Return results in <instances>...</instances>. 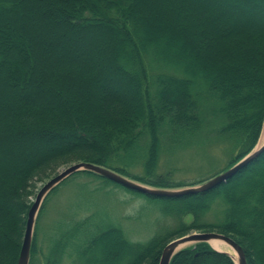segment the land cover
Segmentation results:
<instances>
[{
	"label": "trees",
	"instance_id": "1",
	"mask_svg": "<svg viewBox=\"0 0 264 264\" xmlns=\"http://www.w3.org/2000/svg\"><path fill=\"white\" fill-rule=\"evenodd\" d=\"M263 125L264 0H0V264H18L37 183L67 163L154 188L191 187L248 155ZM203 139L237 150L225 171L194 183L155 173L163 152ZM139 165L145 176L131 173ZM80 176L122 187L84 171L51 194ZM124 189L161 203L175 225L135 242L98 210L59 222L44 251L37 224L31 264H160L171 241L203 231L231 237L248 264H264V152L208 192L156 198ZM171 264L235 262L200 243Z\"/></svg>",
	"mask_w": 264,
	"mask_h": 264
},
{
	"label": "rangeland",
	"instance_id": "2",
	"mask_svg": "<svg viewBox=\"0 0 264 264\" xmlns=\"http://www.w3.org/2000/svg\"><path fill=\"white\" fill-rule=\"evenodd\" d=\"M201 7L204 8L201 4L197 5L198 10ZM222 17H224L227 23H233L234 21V18ZM100 42L99 47L103 42L102 39ZM65 55L66 53L63 56ZM67 60H70L69 57ZM82 65L88 67L85 63ZM120 95L125 96L126 94L120 93ZM46 100L50 107H55L63 112V109L53 99L46 98ZM236 153L237 150L228 140L220 139L212 142L203 139L195 146L177 150L173 154L163 152L155 173L158 176L168 175V179L171 182L194 183L208 177H213L217 173L223 172V170L225 171ZM81 162L83 161L79 160L67 163L60 167L50 179L58 175L65 168ZM131 173L145 176L141 165L132 168ZM50 179L37 183L36 195ZM135 182L146 185L139 181ZM51 193L44 200V203H46L44 211L41 213V207L36 221V225H39L37 243L39 248L44 251H46L49 238L54 234L59 222L70 221L72 217H75L77 220L85 219L98 210L100 211V215L108 214L110 219L124 230L126 236L135 242H144L158 231L164 230L167 226L175 225L172 219H166L161 214V203L150 202L148 199L132 194L122 187H116L111 184L105 185L103 181L97 178L80 176L60 187L54 194ZM34 200L35 198L32 199V202ZM209 219L213 221L214 216H210ZM184 221L190 224L192 217L188 216ZM34 238L35 230L33 240ZM41 259V257L39 259L36 258L35 264H43V260ZM29 264H31V258ZM65 264L71 263L65 262Z\"/></svg>",
	"mask_w": 264,
	"mask_h": 264
},
{
	"label": "water",
	"instance_id": "3",
	"mask_svg": "<svg viewBox=\"0 0 264 264\" xmlns=\"http://www.w3.org/2000/svg\"><path fill=\"white\" fill-rule=\"evenodd\" d=\"M263 135H264V125L262 129L261 138L258 144L256 145V147L232 168L200 185L191 186L182 189L175 190V189H160V188L149 187L137 183L133 180H130L129 178L124 177L121 174H118L115 171H112L108 168L94 165L91 163L81 162L65 168L58 175L50 179L36 195V198L28 212L26 229H25V234H24V239H23V244H22L18 264L30 263V254H31L35 225L39 211L42 207V204L44 203V200L51 192H53L57 187H59L64 181H66L72 175L84 171L91 172L117 185H120L126 189L139 192L144 195L153 196L156 198H179L189 195L200 194V193L208 192L216 188L217 186L226 183L227 180L232 178L234 175H236L238 171H240L241 169L249 165L252 161H254L256 158H258L264 152V143L262 142ZM213 241H220L228 245L236 252L238 256L237 263L234 257L228 252L218 251L215 249L218 252L225 253L231 256L235 264H248L242 247L231 237L216 232H195L171 241L164 248L162 252L160 264H171L172 259L178 253H180L182 250L186 249L191 245L207 243L213 248V246L211 245V242Z\"/></svg>",
	"mask_w": 264,
	"mask_h": 264
},
{
	"label": "bare ground",
	"instance_id": "4",
	"mask_svg": "<svg viewBox=\"0 0 264 264\" xmlns=\"http://www.w3.org/2000/svg\"><path fill=\"white\" fill-rule=\"evenodd\" d=\"M262 142L264 143V135L262 136ZM211 245L213 246L214 249L218 250V251H224V252H228L229 254H231L236 263L238 262V256L236 254V252L230 248L228 245L220 242V241H213L211 242Z\"/></svg>",
	"mask_w": 264,
	"mask_h": 264
}]
</instances>
